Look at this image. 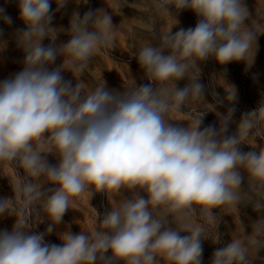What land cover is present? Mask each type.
<instances>
[{
	"label": "clouds",
	"instance_id": "clouds-1",
	"mask_svg": "<svg viewBox=\"0 0 264 264\" xmlns=\"http://www.w3.org/2000/svg\"><path fill=\"white\" fill-rule=\"evenodd\" d=\"M68 2L55 0V11ZM52 3L17 0L26 26L15 34L23 67L0 81V164L16 169L15 180L9 179L13 197L0 198V216L15 217L10 231H0V264H202L208 231L215 229L211 240L221 243V216L233 211L242 235H233L235 224L231 241L213 252L210 264H253L264 248V216L246 234L239 210L251 204L264 211V145L256 143L264 140V99L242 113L229 134L237 92L220 79L227 95L221 100L213 92V98L230 106L226 114L217 112L218 126L201 128L215 106L205 101L199 64L213 59L251 66L264 35V3L257 0L252 18L244 0H152L158 14L174 16V24L153 28L155 43L132 45L148 83L138 86L131 78L123 91L109 89L102 78L89 89L83 79L101 50L117 48L123 20L114 25L112 15L98 8L83 17L74 12L67 29L54 27ZM184 10L197 22L173 32L176 14ZM0 19L12 24L3 8ZM60 33L70 39L56 45ZM58 57L62 63L51 67ZM65 71L74 84L64 79ZM184 79L188 83L177 87ZM196 105L209 110L196 111ZM185 113L194 118L182 119ZM242 145L253 150L243 152ZM84 194L89 207L94 195H104L110 210L93 208V228L59 233V245L46 242L74 209L73 198ZM45 221V231H36Z\"/></svg>",
	"mask_w": 264,
	"mask_h": 264
},
{
	"label": "rangeland",
	"instance_id": "rangeland-1",
	"mask_svg": "<svg viewBox=\"0 0 264 264\" xmlns=\"http://www.w3.org/2000/svg\"><path fill=\"white\" fill-rule=\"evenodd\" d=\"M264 3V0H260ZM252 18H255V10L257 0H244ZM0 8L5 10V13L12 18V24H6L0 19V81L9 78L15 73L22 70L24 53L22 49L17 47L15 34L17 30L25 29L23 21L19 18V9L17 0H0ZM104 8L106 12L112 15L114 25H120L118 31L117 48L113 49L110 53L101 50L92 60L90 71L86 72L83 79L87 83L89 89L94 88L97 84L101 83V78L106 82L109 89H116L123 91V86L128 87L131 85V78L135 80L139 86L146 84L148 81L144 79L143 70L137 63V60L131 56L134 51L132 45L137 47L145 43H155L151 36L153 28L158 31H163L174 24V16L158 14L152 7V0H88L87 4L77 3L76 0H69L66 6L59 12H56L55 0L52 3V10L55 12L52 26L63 27L65 29L69 26V21L74 12H78L81 17L89 9L96 10ZM176 19L179 23L172 28V31H177L180 27L189 28L194 27L197 22V17L190 10H184L176 14ZM248 23V21H246ZM70 37L64 33L58 35L55 41L56 45L66 43ZM44 45L49 44V40L43 41ZM257 49L254 54L251 66L246 65L244 62H232L227 65H219L213 59H209L199 64L200 68V82L206 86L205 101L208 104L215 106V111H208L201 125V128L210 124L219 125L217 112L226 114L230 106L226 101L223 104H217L213 98L212 93L215 92L219 98L223 100L227 93L225 88L217 83L218 80L223 79L227 85L234 86L237 92V101L235 103L236 112L233 115V122L229 125V134L236 131L237 123L246 111L254 109L257 103L264 99V35L258 37ZM63 61L62 57H58L55 64L51 67L59 66ZM102 73V77H101ZM65 80H75L71 72L65 71L62 73ZM222 83L221 81H218ZM188 83L187 79L177 82V87L182 88ZM211 85V86H209ZM196 111H207V105L194 106ZM184 120H191L194 114L185 113L182 117ZM181 126H187L186 121L179 122ZM259 145H264V140L257 138L256 141ZM253 150L248 145H242L241 151L247 152ZM47 160L50 164H56L57 159L49 155ZM16 169L11 166L0 164V198L13 197L10 186V180H15ZM52 187V185H44V188ZM242 187H247L245 179ZM125 195H129L125 193ZM144 195V193H141ZM72 207L66 212L63 217V222L57 226L53 233L45 237L46 242L61 244L59 233L66 230H71L73 233H79L81 227L84 230H89L94 227L96 221V212L103 214L106 210H110V205L107 198L102 194L94 195L88 205L89 197L84 194L80 197H75ZM95 210H94V209ZM219 213L218 209L214 210ZM235 219H234V217ZM264 216V211L257 213L253 210L251 204H246L240 207L239 219L245 227L246 234L251 233V224L259 217ZM79 221V223H77ZM15 222L14 216H0V231L11 230ZM48 222L38 224L36 231L43 232L47 227ZM237 224V228L236 225ZM236 228V231H235ZM233 235H242L238 227V213L233 211L231 214H223L221 216V223L218 232L221 233V243H213L211 239L216 236L215 229H210L207 236L211 239L203 241V255L202 264H210L213 252L231 241V233ZM106 255H111L107 253ZM258 259L253 261V264H264V248L260 249L257 253Z\"/></svg>",
	"mask_w": 264,
	"mask_h": 264
}]
</instances>
